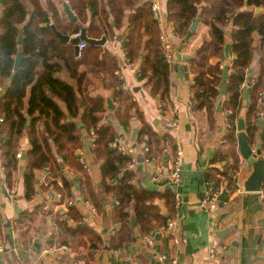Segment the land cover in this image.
I'll return each instance as SVG.
<instances>
[{
    "label": "trees",
    "instance_id": "16d2710c",
    "mask_svg": "<svg viewBox=\"0 0 264 264\" xmlns=\"http://www.w3.org/2000/svg\"><path fill=\"white\" fill-rule=\"evenodd\" d=\"M67 1L78 18L76 23H71L65 14H60L54 1L3 0L0 17V84L10 81L4 96L0 98L3 174L6 185L12 187L17 179L20 161L17 157L18 147L26 136L30 144L24 172L26 199L31 200L35 195L37 172L48 169L46 182L40 184L41 190L59 194V202L68 203L72 199V185L60 166L64 164L83 178L86 200L101 209L100 194L96 192L79 155L84 144L75 119L80 117L93 139V152L100 163L102 192L115 200L112 219L120 227L111 236L108 245L112 249H120L131 239L132 214L136 216L141 234L150 235L157 227L166 226L174 217L175 195L170 189L160 193L141 189L134 184V172L131 170V165L135 163L133 155L117 144L115 127L102 123L106 97L85 93L89 84L97 81L106 90H111L113 99L119 102L116 115L124 128H129L134 115L142 119V113L137 108L134 110L136 101L122 87V80L116 73L119 70L116 56L102 45L88 43L77 55L75 46L62 42L51 24L61 33L72 37L80 32L82 26H87L89 37L100 39L106 36L107 40L117 39L118 31L126 26L123 35L126 58L131 63L141 60L137 75L139 79H147V85L152 87L151 93L160 95L162 102L166 101L172 84L171 63L164 52L162 28L154 15L152 0ZM257 7L264 8V0H167L168 21L175 29V36L182 41L181 46L190 36V26L198 15L201 16L200 23L209 29L210 39L202 42L196 57L189 61V72L193 75L191 89L194 108L205 110L211 124L214 123L216 101L223 80L221 60L227 46V28L232 26V53L235 58L228 75L227 97L222 106L228 126L226 141L231 145L235 162L238 161L237 125L243 117V93L257 48L261 51L259 68L249 87V105L243 118L251 145L256 143L261 132L257 121L264 102V13L255 15L254 9ZM21 31L23 42L20 45L18 39ZM255 43L258 45L255 46ZM20 48L24 58L19 70L15 71ZM212 57L219 61L212 64ZM64 71L77 80V86L61 77ZM90 74L95 81L90 79ZM46 87L50 88L54 97L46 93ZM78 94L82 97L83 106L79 104ZM58 99L65 103V109ZM41 126L46 128L48 135L41 132ZM261 137L264 148V130ZM50 139H53L55 151ZM138 141L148 149L145 158L149 162L163 160L168 141L171 144V160L177 152L175 140L170 135H159L143 119ZM224 152L219 154L221 159L227 154ZM171 164L172 161L170 169ZM234 168L230 172L212 169L214 171L207 172L205 178L210 181V187L217 182L220 188L221 182L225 181L227 190L234 192L237 189ZM157 197L165 198L169 207L168 217L154 202ZM67 208L66 215L57 213V223L62 230L60 242L71 243L76 252L85 247L88 251L85 264H91L103 240L95 230L83 224L82 215L75 205H67ZM34 215L37 214H31L35 218ZM51 215V212H45L43 220L47 221ZM66 216L72 218L75 225L69 226Z\"/></svg>",
    "mask_w": 264,
    "mask_h": 264
},
{
    "label": "crops",
    "instance_id": "0c3cea01",
    "mask_svg": "<svg viewBox=\"0 0 264 264\" xmlns=\"http://www.w3.org/2000/svg\"><path fill=\"white\" fill-rule=\"evenodd\" d=\"M152 1L157 5L160 13L159 23L162 32L175 48L174 61L171 63L172 84L165 102L161 101L160 95L155 96L151 93L152 87L147 85L146 78L139 79L138 75L131 71L124 51L123 35L126 33V26L118 31L115 43L112 40H107V43L102 46L116 56L119 63V70L116 73L122 80V87L132 94L133 100L137 103L134 110L137 108L142 113V119L156 133L161 136L170 135L176 145L181 147L182 179L179 184L175 185L170 178L171 169L169 166L174 157L171 160L169 141L166 143L168 150L163 160L148 162L145 158V144L138 141V131L142 126V119L134 115L129 123V128H124L116 115L119 102L113 99L111 90H106L102 84L95 81L92 74L89 77L95 83L89 84L85 93L102 94L106 99L111 97L115 108H107L105 102L106 111L103 114L102 123L115 127L117 144L135 158V163L131 168L134 172V184L149 191L163 193L170 189L174 195L180 194L181 205L177 206L175 203L173 209V218L177 219L179 225L177 233L180 236V242L174 243L171 237L165 233V226L157 227L150 235H142L136 219V226L131 223L133 228L131 239L124 244L123 248L112 249L108 245L111 236L120 227V224L114 223L112 219L115 200L102 192L100 163L93 152V139L81 118L78 117L75 122L84 144L79 155L88 167L86 170L96 192L100 194L101 209H97L89 200H86L82 185L83 178L64 164H61L63 165L61 168L71 179L72 185V199L68 203H60L59 194L46 193L41 190L40 184L46 182L48 169L37 172L35 195L31 200L26 199L24 172L30 144L25 136L21 139L18 147V151L21 150L22 155L16 171L17 179L10 188L5 183L3 163L0 157V264H73V262L85 264L88 255L85 247H81L79 252H76L71 243L62 244L60 242L62 230L57 223V213L66 215L67 205L70 204L75 205L80 211L83 224L95 230L103 240V245L96 251L91 264H165L160 259V255L164 253L170 259H176V264H264V197L260 192L244 191L242 184L251 172V168L241 157L239 147L236 148L238 161L235 162V158L231 154V145L226 141L228 126L226 112L222 105L227 97L228 75L235 58L232 53V26L229 25L227 28V46L221 60L224 74L216 101L217 110L214 114V123L211 124L205 110L194 108L191 89L193 75L189 72L191 59H184L186 55L196 54L202 42L210 39L209 29L199 22L197 30L190 34L181 46L182 41L172 34V25L168 21L167 0ZM2 3L3 1H0V17L3 11ZM55 3L59 13L65 14L62 1L57 0L56 2L55 0ZM257 45L255 43V46ZM260 56L261 51L257 48L254 52L253 62L248 69V82L244 88V107L241 114L243 117L246 107L249 105V87L258 72ZM218 61V58L210 59L212 64ZM134 64L135 67H140L141 60ZM249 76H251V84H249ZM61 77L77 86V80L71 78L67 71H64ZM9 83L10 81L0 84V98L4 96ZM45 91L54 97L49 87H46ZM58 102L63 109L66 108L61 99H58ZM175 109L177 114L174 112ZM134 110L133 114H135ZM175 116L179 121L178 126L175 129L167 128L166 121ZM257 123L261 131L258 137H261L264 130V104L261 107ZM40 129L43 134L48 135L44 126H41ZM50 141L55 151L53 139ZM223 151L227 154L225 158L221 159L219 154ZM140 157L142 160H139ZM234 167H236L234 178L237 189L234 192H229L224 201L219 202L215 210L206 211L201 208L200 202L208 188L221 192L227 188L225 181L221 182L220 188H214V185L210 187V181L205 178V174L216 168L230 172L235 169ZM154 202L168 217L169 207L165 198L157 197ZM45 212L52 213L50 217H47V221L43 220ZM32 213L37 214L34 215L35 218L31 216ZM65 219L69 226L75 225L72 218L66 216ZM224 232L226 233L223 234ZM148 237L153 239V246L148 244ZM63 245H67L68 248L60 249Z\"/></svg>",
    "mask_w": 264,
    "mask_h": 264
},
{
    "label": "water",
    "instance_id": "95a60500",
    "mask_svg": "<svg viewBox=\"0 0 264 264\" xmlns=\"http://www.w3.org/2000/svg\"><path fill=\"white\" fill-rule=\"evenodd\" d=\"M0 1L2 2L3 0H0ZM61 1L63 5V11L68 17L69 21L71 23H76L78 21V18L71 10L68 2L65 0H61ZM261 13H264V8L257 7L254 9L255 15H258ZM200 18L201 16L198 15L194 19L189 29V35L194 33L197 30V27L200 22ZM51 28L56 34V36L62 42H70L75 46V51L77 55L80 52L79 44L82 41H85L90 45H105L107 43L106 36H103L100 39L89 37L87 33V26H82L80 30V34L73 36V37L70 35H65L61 33L54 24H51ZM118 38L120 39V37ZM22 42H23V33L21 31L19 35V39H18V44L21 45ZM195 56L196 54L186 55L184 59L190 60L194 58ZM23 58H24V54H23L22 49L20 48L18 51L16 60H15V68H14L15 71L19 70V66ZM249 84H251V76H249ZM78 100H79L80 106H83V101H82V97L80 94H78ZM106 107L109 109L115 108V105L113 104L111 97H107ZM218 109H221V107H218ZM29 124H30V118L28 117L27 125ZM237 130H238V147H239L240 155L243 158V160L246 161V165L251 168V172L247 175V177L243 181V184H242L243 189L246 192H261L264 187V155H263L264 151L262 147V139L261 137H258L255 145H251L249 143L247 134L245 131V120L243 117H241L238 121ZM139 160H142L141 157ZM61 167L63 168V165H61ZM119 168H121V166H119ZM126 172H128V170H126ZM217 184H218L217 182L214 184V188H217ZM228 194H229V191L227 190V188H224V190L218 196V201L223 202L225 197ZM130 220H131L132 225L136 226L135 215H132ZM226 232H224L223 234H225ZM234 245H236V243H234Z\"/></svg>",
    "mask_w": 264,
    "mask_h": 264
},
{
    "label": "built area",
    "instance_id": "2783aa9c",
    "mask_svg": "<svg viewBox=\"0 0 264 264\" xmlns=\"http://www.w3.org/2000/svg\"><path fill=\"white\" fill-rule=\"evenodd\" d=\"M42 1L46 2V0H42ZM153 12H154L155 17L158 20H160V13H159V10H158V7H157L156 4H153ZM171 30H172V34L175 35V29H174L173 26H171ZM79 34H80V32L77 35H79ZM161 39H162V45H163L164 52H165V55L167 57V60H168L169 63H172L174 61V53H175L174 46H173L172 43H170L168 41L167 36L163 32H162V35H161ZM112 42L115 43L116 39L112 40ZM86 44H87V42L82 41L79 44V49L82 50L86 46ZM128 65H129L131 71H133L135 74L140 73V68L137 67V66L135 67L134 63H131V62L128 61ZM263 104H264V102L262 103V105ZM174 112H175V114H177V110L176 109L174 110ZM2 120L3 119L0 118V121H2ZM178 123H179L178 118L175 116L174 118L169 119V120L166 121V126L169 129H175L178 126ZM122 150L125 151L124 149H122ZM145 152H148L147 148H145ZM21 155H22V152H21V150H19L17 152V157L20 158ZM181 158H182V150H181V147L178 145L177 146V152H176L175 157L173 158V161H172V164H171V170H170V178H171L172 182L175 185H178L179 182L182 179V162H181ZM134 160H135V158H134ZM81 161L83 162L84 167L88 168L86 163L84 162V160L82 158H81ZM147 161L149 162L148 159H147ZM132 166L133 165H131V167ZM220 193H221L220 190H215L213 188H208L205 191L203 199L200 202L201 208H203L206 211L215 210L217 208L218 204H219L218 196H219ZM260 194H261L262 197H264V191L263 190L260 192ZM175 199H176V205L180 206L181 205V197H180L179 193L175 194ZM178 226L179 225H178L177 219H170L168 221L167 225L164 227L165 233L171 237V239L174 241V243H179L180 240H181L180 236L177 233ZM147 242H148V244L150 246L154 245V241H153V239L151 237L147 238ZM66 248H68L67 245H63V246H61L60 249H66ZM160 259L162 261H164L165 264H176L177 263L176 259H170L168 257V255L165 254V253L160 255ZM73 264H77V262H73Z\"/></svg>",
    "mask_w": 264,
    "mask_h": 264
},
{
    "label": "rangeland",
    "instance_id": "374dc122",
    "mask_svg": "<svg viewBox=\"0 0 264 264\" xmlns=\"http://www.w3.org/2000/svg\"><path fill=\"white\" fill-rule=\"evenodd\" d=\"M47 1V0H46ZM49 1V0H48ZM50 1H54L55 2V0H50ZM56 2H57V0H56ZM44 3H46V2H44Z\"/></svg>",
    "mask_w": 264,
    "mask_h": 264
}]
</instances>
